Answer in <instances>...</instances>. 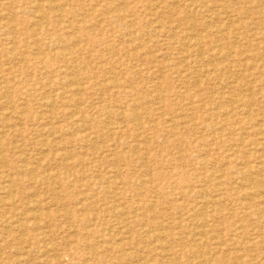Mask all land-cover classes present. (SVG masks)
<instances>
[{
	"label": "rangeland",
	"instance_id": "1",
	"mask_svg": "<svg viewBox=\"0 0 264 264\" xmlns=\"http://www.w3.org/2000/svg\"><path fill=\"white\" fill-rule=\"evenodd\" d=\"M0 145V264H264V0H0Z\"/></svg>",
	"mask_w": 264,
	"mask_h": 264
},
{
	"label": "bare ground",
	"instance_id": "2",
	"mask_svg": "<svg viewBox=\"0 0 264 264\" xmlns=\"http://www.w3.org/2000/svg\"><path fill=\"white\" fill-rule=\"evenodd\" d=\"M13 19H14V18H13ZM13 22H14V21H13ZM13 24H14V23H13ZM11 27H13V26H11ZM13 28H14V27H13ZM15 28H16V27H15ZM15 28H14V29H15ZM11 30H12V29H11ZM13 31H15V30H13ZM19 31H20V30H19ZM224 53H225V52H224ZM58 57H59V56H58ZM63 82H64V81H63ZM64 84H65V83H64ZM51 100H52V99H51ZM247 105H248V104H247ZM47 106H48V105H47ZM54 108H55V107H54ZM248 112H249V111H248ZM223 116H224V115H223ZM253 118H254V117H253ZM203 120H204V119H203ZM212 123H213V122H212ZM1 144H2V143H1ZM0 146H1V145H0ZM1 149H2V148H1ZM56 157H57V156H56ZM53 158H54V157H53ZM69 158H70V157H69ZM69 158H68V159H69ZM58 159H59V158H58ZM64 159H65V158H64ZM50 160H51V159H50ZM60 160H61V159H60ZM41 161H42V160H41ZM58 161H59V160H58ZM48 162H49V161H48ZM62 162H63V161H62ZM46 165H47V164H46ZM25 166H26V165H25ZM11 171H12V170H11ZM261 172H262V171H261ZM11 173H12V172H11ZM62 173H63V172H62ZM46 174H47V173H46ZM246 175H247V174H246ZM5 176H6V175H5ZM5 176H4V177H5ZM34 176H35V175H34ZM26 177H27V176H26ZM39 177H40V176H39ZM250 177H251V176H250ZM5 178H6V177H5ZM40 178H41V177H40ZM25 179H27V178H25ZM3 180H5V179H3ZM3 180H2V181H3ZM27 180H28V179H27ZM35 180H37V179H35ZM35 180H34V181H35ZM40 180H41V179H40ZM253 180H254V179H253ZM41 181H43V180H41ZM45 181H46V180H45ZM50 181H51V180H50ZM70 181H71V180H70ZM62 182H63V181H62ZM23 183H24V182H23ZM31 183H32V182H30L29 184H31ZM50 183H51V182H50ZM21 184H22V183H21ZM35 184H36V183H35ZM9 185H10V184H9ZM13 185H14V184H13ZM11 186H12V185H11ZM11 186H10V187H11ZM16 187H17V186H16ZM23 188H24V187H23ZM4 190H6V189H4ZM4 190H3V191H4ZM8 191H9V190H8ZM249 196H250V195H249ZM239 197H241V196H239ZM11 200H12V199H11ZM11 205H12V204H11ZM7 206H8V205H7ZM12 207H13V206H12ZM212 208H214V207H212ZM12 210H13V209H12ZM37 218H38V217H37ZM204 219H205V218H204ZM37 220H38V219H37ZM36 224H37V223H36ZM239 235H240V234H239ZM192 246H193V245H192ZM115 249H116V248H115ZM247 249H248V248H247ZM248 250H249V249H248ZM216 258H217V257H216ZM219 258H221V257L219 256ZM222 258H223V257H222ZM137 259H138V258H137ZM233 259H234V257H233ZM233 259H232V260H233ZM224 260H225V259H224ZM207 261H208V260H207ZM131 264H133V263H131Z\"/></svg>",
	"mask_w": 264,
	"mask_h": 264
}]
</instances>
